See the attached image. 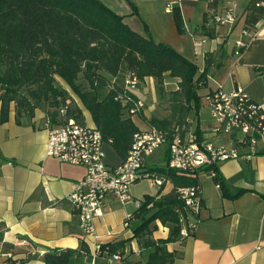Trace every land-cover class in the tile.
<instances>
[{
  "label": "crops",
  "instance_id": "crops-1",
  "mask_svg": "<svg viewBox=\"0 0 264 264\" xmlns=\"http://www.w3.org/2000/svg\"><path fill=\"white\" fill-rule=\"evenodd\" d=\"M101 1L123 16L124 22L138 33L144 35L146 25L154 42L171 45L195 62L198 72L205 69L206 55L210 54L204 86L198 89L201 98L221 86L226 92L240 91L264 111V30L247 46L236 44V41L248 42L254 30L245 27L244 22L245 9L251 0H233L237 20L231 25L216 24L211 19L214 13L222 12L226 0ZM205 31H211L213 36ZM169 78L175 84L170 90L176 89L178 79ZM154 82L152 77H146L136 91L146 88L156 99ZM134 94L141 99L139 93ZM201 98L196 116L188 119L189 127L194 129L198 124L204 141L235 147L241 156L216 165L222 187L206 173L199 174L201 208L198 215L189 218L191 233L167 244V249L175 252L172 264H264V137L256 134L250 148L238 144L240 133H213L207 101L204 103ZM144 103L145 108L133 116L142 130L149 127L148 119L155 117L157 105ZM77 105L84 123L88 124L84 116L86 109ZM167 113L166 110L163 117ZM48 120L40 108L35 109L32 117L17 118L11 105L7 121H0V251L11 250L18 264H43L42 255L48 248H77L83 241L89 252L81 254L75 264H143L149 250L133 238V228L140 223L133 216L137 209L133 201L122 204L112 195H106L101 202V213L93 219L94 235L81 232L67 197L86 169L46 154ZM90 120L88 125L95 126L91 116ZM106 147L113 149L106 142V162L119 163L122 159L115 150L109 157ZM163 152L159 154L165 162L167 147ZM247 154L249 158L245 157ZM152 157L153 154L149 159ZM163 163L149 160V165ZM171 187L169 181L158 195ZM127 215L132 217L125 226ZM152 225L153 239L168 236V227L160 221ZM125 239L130 242L120 259L94 256L97 244Z\"/></svg>",
  "mask_w": 264,
  "mask_h": 264
},
{
  "label": "trees",
  "instance_id": "trees-1",
  "mask_svg": "<svg viewBox=\"0 0 264 264\" xmlns=\"http://www.w3.org/2000/svg\"><path fill=\"white\" fill-rule=\"evenodd\" d=\"M251 0L245 9V27L253 28L264 9ZM133 6V5H132ZM134 7V6H133ZM182 30L179 26V31ZM206 34L213 36L211 31ZM144 35L132 29L101 0H0V121L8 119L11 105L17 118L32 117L42 109L52 123L58 110L67 104V115L84 122L77 104L70 105L75 95L91 116L103 138L110 143L120 159H124L140 129L127 113L128 104L115 99L123 90L126 74L137 79V88L146 77H152L159 94L165 91V78L178 79L177 88L167 98V115L151 117L148 124L161 129L188 130V119L200 108L198 89L204 86L206 67L198 72L195 62L167 43H156L144 25ZM61 79L66 86L59 84ZM132 97L137 99L133 94ZM53 108L49 111L46 107ZM200 136L198 124L194 127ZM148 171L164 176L172 183L166 193L144 194L133 214L140 223L133 228L142 248L148 249L143 264H172L175 252L167 244L181 238L180 215H185L179 197L183 187H199V174H180L164 164L149 165ZM217 184L222 187L216 176ZM150 205V206H149ZM160 221L169 229L166 238L153 239V222ZM188 234L191 227H187ZM129 239L102 245L99 255L123 254ZM89 249L81 241L79 247L48 248L43 264H75Z\"/></svg>",
  "mask_w": 264,
  "mask_h": 264
},
{
  "label": "built area",
  "instance_id": "built-area-1",
  "mask_svg": "<svg viewBox=\"0 0 264 264\" xmlns=\"http://www.w3.org/2000/svg\"><path fill=\"white\" fill-rule=\"evenodd\" d=\"M213 2L214 0H210ZM256 6L264 9V0L256 2ZM211 19L216 24L231 25L237 20L236 4L226 0L221 13H214ZM248 42L236 41L239 46H247L264 30V14L254 25ZM197 45L200 43L197 42ZM138 79L133 74H126L123 90L115 96L123 104H128L127 113L136 115L145 108V103L132 95L137 89ZM135 95V94H134ZM205 99L212 119V132L219 134L240 133L238 144L252 148L255 135L264 137V111L259 104L253 102L240 91L226 92L221 86L206 93ZM68 105L58 110L57 122L50 119L47 125L46 154L59 160L85 167V175L75 182L67 200L73 214L78 218L81 232L94 235L93 219L101 213V202L106 195H112L120 203L133 201L139 208L142 199L130 195V187L142 179H151L160 189L169 183L164 176L148 171L149 157L166 145L168 156L164 165L180 174L197 175L202 172L211 178L217 176L216 165L228 159H237L241 155L235 147L213 145L199 139L195 130L189 128L185 132L161 129L149 125L146 130L133 134V140L127 155L119 163L110 165L106 162L104 146L106 141L96 126L78 121L67 115ZM249 154L245 157L249 158ZM179 197L184 202L185 215H180V236L188 235L187 227H191L189 218L199 214L202 199L200 187L191 186L179 189ZM150 206V205H149ZM132 215H127L124 225L128 226ZM102 245L97 244L94 256L100 254ZM110 260L120 259L117 253L108 256ZM19 261L9 249L0 251V264H18ZM94 264V263H92Z\"/></svg>",
  "mask_w": 264,
  "mask_h": 264
},
{
  "label": "rangeland",
  "instance_id": "rangeland-1",
  "mask_svg": "<svg viewBox=\"0 0 264 264\" xmlns=\"http://www.w3.org/2000/svg\"><path fill=\"white\" fill-rule=\"evenodd\" d=\"M165 80H166V84L164 85L165 91L163 94L158 93L156 83L154 82L156 99L154 98V95L152 96L151 93L147 92L146 88L142 87L140 91H136V90L134 91L135 93L136 92L139 93L141 100L143 102H146V104L156 105L157 103L156 108H155V113H154L155 117H163L165 115L167 106H168V103L166 100L169 97L170 89L175 87V84H173L172 79H170L169 77H166ZM58 82L63 87L69 89L62 80H59ZM71 97H72L71 102L69 103L70 105L79 103V105L82 107L79 99L75 95L71 93ZM201 100L202 102L205 103V97H202ZM46 107L49 111L53 110V108L49 106L48 102L46 103ZM84 116H85L86 122L90 124L91 120H90V114L88 113V111L86 110L84 111ZM191 125L193 126V124ZM165 148H166V145H162L160 148H158L154 152L153 157L150 158L149 160L150 161L157 160L158 163H163L164 159L161 157L162 155H160L159 152H163ZM106 152L108 156L110 157L113 154V149L111 147H106ZM158 191H159V188L153 183L151 179H142L130 187V195L134 199H141L144 194H151V193L153 194V193H157Z\"/></svg>",
  "mask_w": 264,
  "mask_h": 264
}]
</instances>
